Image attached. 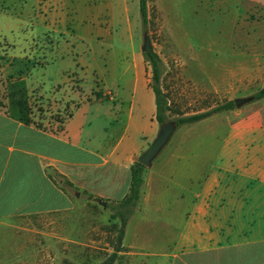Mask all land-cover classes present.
Returning <instances> with one entry per match:
<instances>
[{
	"label": "crops",
	"instance_id": "0c3cea01",
	"mask_svg": "<svg viewBox=\"0 0 264 264\" xmlns=\"http://www.w3.org/2000/svg\"><path fill=\"white\" fill-rule=\"evenodd\" d=\"M186 3L192 19L198 18L206 25L218 19L216 25L230 26L224 40L227 49L234 41L250 38L249 31L237 30L240 22L264 18L258 13L264 11V0ZM23 4L31 13L37 10L36 21H32V27L38 30L36 37L54 41L52 47L40 50L46 59L43 69L30 71L31 75L36 70L40 72L42 84L36 93L50 108L40 123L33 107L34 122L25 124L10 115L8 99L0 105V264H31V216L74 206L56 174L74 187L80 186L78 182L86 174L90 180L81 187L92 191L93 171L99 168L103 172L98 179L107 187V197L122 199L129 191L131 165L160 128L156 96L146 69H134L132 91L118 101L106 95L112 92L106 74L109 71L98 79L93 76L94 85L90 86L94 89L95 82H100L104 96L85 98L74 83L79 81L85 87L92 69H51L66 53L78 66L82 60L75 58L74 51L88 50L87 41L94 39L89 33L101 11L125 8L127 0H24ZM75 32H81L77 35L80 47L74 45ZM35 35V29L30 30V36ZM242 70L232 69L230 81L223 86L232 89L239 81L244 83V89L264 86V69ZM25 79L31 95L34 90L28 77ZM223 86L215 84V89L223 90ZM77 99L78 105L64 122L54 117L64 104ZM256 102L264 105V98ZM238 110L222 111L201 120L206 124L211 118H229V122L208 127L209 136L222 140L218 146L193 150L183 145L182 137L170 140V146L149 168L146 190L127 225L124 246L144 247L137 246L142 226L139 222L133 225L139 211L146 217L151 213L154 217L185 219L167 254L173 263L192 264L183 257L199 256L195 264H264V106L242 109L249 124L252 119L246 129L240 128ZM254 110L253 115L248 114ZM256 135L259 143L251 151L249 145ZM170 181L183 191L170 187ZM167 226L170 228V222ZM218 253V258H210Z\"/></svg>",
	"mask_w": 264,
	"mask_h": 264
},
{
	"label": "rangeland",
	"instance_id": "374dc122",
	"mask_svg": "<svg viewBox=\"0 0 264 264\" xmlns=\"http://www.w3.org/2000/svg\"><path fill=\"white\" fill-rule=\"evenodd\" d=\"M23 1L0 0V105H4L8 99L9 82L18 77H28L30 88L34 90L30 95L34 117L41 123L49 114L50 107L36 93L42 84L40 72L36 70L31 75L30 71L43 69L41 67L46 59L40 50L45 46L52 47L54 41L49 40V37L40 41L36 37L38 30L32 27V21H36L37 10L31 13L24 8ZM186 2L187 0H149L147 27L142 23L139 0H127L125 8L120 7L115 11L105 9L99 14V20L95 21L89 33L94 39L87 41L88 50L83 53L81 48L74 51L75 58L81 57L82 60L78 66L66 53L65 58L51 69H92L85 87L79 81L74 83L76 91L85 98H98L96 92L103 88L100 82L99 86L95 82L94 89L90 87L94 85L93 76L98 79L105 71H109L105 73L112 92H107L106 95L113 96L114 101H118V98L129 96L132 91L134 69H146L150 74L151 84L153 83L152 67L144 58L142 49L147 32L153 49L162 59L160 86L171 106L169 120L209 110L229 99L254 94L259 88L244 89L241 81L235 85L238 88H225L223 85L230 81L232 69H264V18L240 22L237 30L249 31L250 38L234 41L227 49L224 40L229 36L230 26L216 25L220 21L218 19L207 25L198 18L192 19ZM4 13L7 17L1 16ZM111 13L115 15L114 18ZM258 13L261 17L264 16L262 9ZM242 17L241 15L240 19ZM32 29H35L34 38L30 36ZM80 34L81 32L74 34L77 41L74 45L78 47L82 44L77 36ZM117 78V83L112 84ZM215 84L219 87L222 85L223 90L215 89ZM79 101L80 99L68 102V107L64 104L54 113V117L64 122ZM256 101L235 108L239 109L240 128L246 129L252 125V119L250 118L249 124L246 121L247 114H242V109L264 106ZM254 113L255 110L248 114ZM223 121L229 122V118L225 117ZM223 121L211 118L206 124L199 121L183 125L177 129L171 141L182 137L186 148H213L220 145L222 140L209 136L208 127L222 125ZM259 138L254 136L255 140L249 145L251 151L258 145ZM101 172L103 171L99 168L93 171L92 191L81 187V184L90 180L86 174L80 178V186L76 187L70 185L66 178L55 175L74 200V206L59 212L31 216L28 251L31 264H63L66 259L78 264H99L115 251L119 223L112 219L111 212L112 205L121 199L107 197V187H103L98 179ZM90 183L92 184V178ZM170 187L183 191L174 181H170ZM149 215L150 217H146L138 211L133 222V225L139 222L142 226L139 232L141 241L137 246L144 247L130 249L124 246V250L118 253L115 264H177L171 262L167 254L172 251L185 219L154 217L151 213ZM169 222L170 228L167 226ZM144 238L147 239L143 240ZM212 257L218 258L219 253L210 258ZM183 259L195 264L199 256H186Z\"/></svg>",
	"mask_w": 264,
	"mask_h": 264
},
{
	"label": "trees",
	"instance_id": "16d2710c",
	"mask_svg": "<svg viewBox=\"0 0 264 264\" xmlns=\"http://www.w3.org/2000/svg\"><path fill=\"white\" fill-rule=\"evenodd\" d=\"M139 7L142 23L145 27H147L149 22V0H139ZM144 58L152 67L153 83L151 86L156 96V119L159 124H162L169 120L168 112L171 110L168 97L160 86L163 74L162 59L154 49L145 51ZM7 91V97L9 100L8 111L10 115L25 124L34 122L32 117L33 107L30 101L26 79L18 77L15 80L10 81ZM96 96L100 98L104 95L103 92L99 90L96 92ZM252 96L255 101L264 98V86L259 88L254 94H252ZM68 106L69 105H67V107ZM235 108H237L235 101L234 99H231L223 103H219L209 110L183 115L173 120H175L179 127H181L186 124L199 122L222 111L232 110ZM71 115L72 113L69 114V116ZM148 172L149 167L140 162L138 158L131 165L129 191L119 202L112 205L111 217L119 223L117 246L115 251L99 264H115L118 253L124 250L123 240L126 234V228L138 207L141 196L146 190ZM63 264L78 263L73 260L66 259Z\"/></svg>",
	"mask_w": 264,
	"mask_h": 264
},
{
	"label": "water",
	"instance_id": "95a60500",
	"mask_svg": "<svg viewBox=\"0 0 264 264\" xmlns=\"http://www.w3.org/2000/svg\"><path fill=\"white\" fill-rule=\"evenodd\" d=\"M142 49L144 52L153 49L150 36L147 32L144 35V44ZM234 101L237 107H242L243 105L254 101V97L252 95L247 97H237L234 99ZM178 128L179 125L175 120H168L160 124V128L156 137L150 143L149 147L142 153V155H140V157L138 158L139 161L149 168L152 167L154 160L168 145ZM104 205H106V202H104Z\"/></svg>",
	"mask_w": 264,
	"mask_h": 264
}]
</instances>
